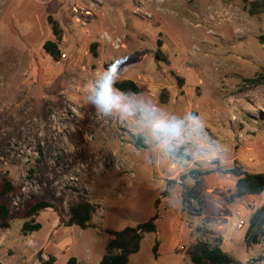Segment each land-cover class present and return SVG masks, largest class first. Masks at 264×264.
<instances>
[{
  "label": "rangeland",
  "instance_id": "obj_1",
  "mask_svg": "<svg viewBox=\"0 0 264 264\" xmlns=\"http://www.w3.org/2000/svg\"><path fill=\"white\" fill-rule=\"evenodd\" d=\"M254 5L0 0V180L6 175L17 189L0 199L10 211L9 229L0 230V264H38L39 254L54 256L55 264L71 256L99 264L105 231L146 222L156 200V231L127 264H191L187 250L217 237L240 264H261L264 238L247 247L243 235L264 196L235 198V179L215 173L234 166L264 173V84L245 81L264 73V8ZM75 6L90 16L73 13ZM158 40L165 62L154 59ZM46 41L57 44L55 58L44 52ZM92 45L102 54L98 62ZM76 55L84 61L71 79ZM110 68V100L99 103L93 76ZM124 79L141 93L117 94L113 85ZM113 98L124 104L117 115L108 111ZM155 130L167 142L161 157L174 166L163 188L154 178ZM139 134L143 147L135 146ZM196 170L211 173L190 174ZM188 188L195 197L186 196ZM163 192L176 201L162 205ZM38 199L59 211H41V229L23 235L24 211ZM80 200L93 206V226L65 227L69 205Z\"/></svg>",
  "mask_w": 264,
  "mask_h": 264
},
{
  "label": "trees",
  "instance_id": "obj_2",
  "mask_svg": "<svg viewBox=\"0 0 264 264\" xmlns=\"http://www.w3.org/2000/svg\"><path fill=\"white\" fill-rule=\"evenodd\" d=\"M255 5L252 9L257 11L258 7L264 8V0H253ZM54 36H58L57 28L54 25L52 27ZM259 43L264 45V37L259 38ZM157 51L154 53V59L165 62V58L162 56L159 48L161 47V41L156 42ZM44 52L55 58V52L57 50V44L55 42L46 41L43 44ZM91 55L96 58L95 46L90 47ZM254 85L264 84V73L257 74L254 78L245 80ZM113 88L123 95H138L141 93L139 88L134 82L124 80L115 82ZM137 147H143L140 139L135 143ZM40 157L43 156L42 151L38 150ZM29 174H33V170H28ZM211 172H201L199 170L191 171L192 175H208ZM215 173L222 175H229L235 179V198H241L244 196H264V173L250 174L244 172L241 168L234 166L233 168L222 170L217 169ZM17 189L11 180L5 175L0 180V199L16 193ZM166 196L163 192L162 197ZM186 196L195 197L192 188L187 189ZM158 200L154 202L155 214L146 222L136 225L135 227H126L120 231L106 230L105 233L108 236V240L105 243L104 254L100 259L99 264H127L128 258L139 251L140 243L146 235L153 234L156 231L155 222L159 218ZM53 210L59 211L58 207L52 202L46 199H38L31 201L26 207L23 219L26 221L21 225V233L23 235L32 234L41 229V225L35 222V218L41 211ZM92 212L93 206L84 200H80L71 203L68 208L67 220L63 222V225L67 228L76 227L80 230L91 228L92 225ZM10 211L9 208L0 201V230H7L10 227L9 224ZM264 238V207L257 208L253 211L247 221V228L243 235V241L245 246H255L261 243ZM198 242L187 250L186 257L191 264H240L234 258L223 252L221 249L222 239L217 237L212 239L211 242ZM156 250V244L153 251ZM55 258L53 256H47L46 259L42 258V255H38V264H54ZM65 264H78L75 257H69Z\"/></svg>",
  "mask_w": 264,
  "mask_h": 264
},
{
  "label": "crops",
  "instance_id": "obj_3",
  "mask_svg": "<svg viewBox=\"0 0 264 264\" xmlns=\"http://www.w3.org/2000/svg\"><path fill=\"white\" fill-rule=\"evenodd\" d=\"M71 49L75 50V48H73V47ZM101 55L102 54L97 53V57L94 58L93 60L96 62L100 61V59H102ZM83 61H84L83 55H78V56L76 55V58L74 59L75 64L73 65V67L71 69L73 71L71 73H68L67 76H69L71 79L75 78L76 74H78V70L76 69V67L79 66L81 63H83ZM115 92L120 95V93H118L117 91H115ZM76 98H79V97L77 96ZM84 105H86V104H84ZM122 107H124V104L121 103L120 99L119 98H113L112 104L108 107V111L110 112L111 115H117L120 113ZM154 132H155L154 140H153V142H154V178H156V180L159 182V186H161L163 188L164 187V181L169 179V176L171 173L170 169H171V167H174V166H172V165L168 166L166 164L167 160H165L161 157L162 150L165 149V145L167 142L161 138L162 134H159V132H157L156 130ZM138 139H140V141H141L142 136L141 135L138 136L137 140ZM121 152H120V155L126 159V153H124V151H121ZM175 201H176V194H173V192H170L168 195L163 197V200L161 203H162V205H165L166 203L175 202ZM50 256H52V255H50ZM71 257H74V256H71ZM77 261L79 264L80 261L78 259H77ZM55 262H56V260H55Z\"/></svg>",
  "mask_w": 264,
  "mask_h": 264
},
{
  "label": "built area",
  "instance_id": "obj_4",
  "mask_svg": "<svg viewBox=\"0 0 264 264\" xmlns=\"http://www.w3.org/2000/svg\"><path fill=\"white\" fill-rule=\"evenodd\" d=\"M73 13H79L80 15H82L83 17H89L90 16V11L86 8V7H73L72 9ZM78 21V19H77ZM82 26H84V23L82 22L81 23ZM101 39H104L103 37ZM112 47L114 49H119L120 47H122L121 43L119 41H116L114 43H112ZM61 58L62 59H65V55H61ZM112 72L114 73L115 72V69L112 68ZM99 80V77H98V74L97 73H94V76H93V81H92V86H93V97L95 98V100L97 101V82ZM98 102V101H97ZM100 103V102H99ZM112 166H114L115 168H118V164L117 162H113L112 163ZM244 222L243 221H240L239 224H238V228H242ZM198 242H205V240H200ZM261 264H264V260L261 262Z\"/></svg>",
  "mask_w": 264,
  "mask_h": 264
},
{
  "label": "clouds",
  "instance_id": "obj_5",
  "mask_svg": "<svg viewBox=\"0 0 264 264\" xmlns=\"http://www.w3.org/2000/svg\"><path fill=\"white\" fill-rule=\"evenodd\" d=\"M112 69H108L105 73L101 74L100 79L97 82V101L100 103H107L110 100V89L112 81L110 79V73Z\"/></svg>",
  "mask_w": 264,
  "mask_h": 264
}]
</instances>
